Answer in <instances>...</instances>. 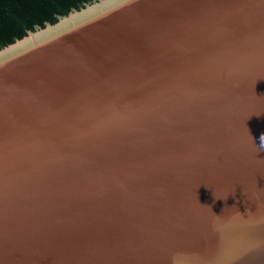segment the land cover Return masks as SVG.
I'll list each match as a JSON object with an SVG mask.
<instances>
[{
	"label": "water",
	"instance_id": "water-1",
	"mask_svg": "<svg viewBox=\"0 0 264 264\" xmlns=\"http://www.w3.org/2000/svg\"><path fill=\"white\" fill-rule=\"evenodd\" d=\"M261 135L264 0L38 26L0 48V264H264Z\"/></svg>",
	"mask_w": 264,
	"mask_h": 264
},
{
	"label": "trees",
	"instance_id": "trees-1",
	"mask_svg": "<svg viewBox=\"0 0 264 264\" xmlns=\"http://www.w3.org/2000/svg\"><path fill=\"white\" fill-rule=\"evenodd\" d=\"M93 0H0V48L13 44L38 26L55 24L59 17Z\"/></svg>",
	"mask_w": 264,
	"mask_h": 264
},
{
	"label": "clouds",
	"instance_id": "clouds-1",
	"mask_svg": "<svg viewBox=\"0 0 264 264\" xmlns=\"http://www.w3.org/2000/svg\"><path fill=\"white\" fill-rule=\"evenodd\" d=\"M260 145L261 146H264V135H261V137H260ZM204 206H206V205H204ZM206 207H210V206H206ZM211 208V207H210ZM214 213V212H213ZM215 214V213H214ZM216 215V214H215Z\"/></svg>",
	"mask_w": 264,
	"mask_h": 264
}]
</instances>
